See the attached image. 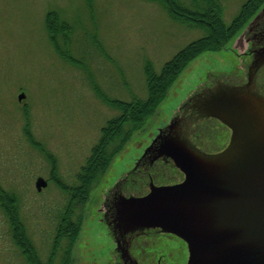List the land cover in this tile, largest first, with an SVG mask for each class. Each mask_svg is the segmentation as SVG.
I'll return each mask as SVG.
<instances>
[{
    "label": "rangeland",
    "instance_id": "obj_1",
    "mask_svg": "<svg viewBox=\"0 0 264 264\" xmlns=\"http://www.w3.org/2000/svg\"><path fill=\"white\" fill-rule=\"evenodd\" d=\"M263 1L220 0L225 22L239 17L235 28H240L243 12L258 9L244 30L263 11ZM177 3L191 4L190 0ZM170 8L164 0H0V188L16 193L23 238L31 242L24 246L15 241L13 227L19 228V219H7L0 208V264H31L26 251L37 253L44 263L63 262L62 251L48 260L57 232V206L68 197L65 191H70L94 146L119 126L126 145L113 149L101 186L97 181L87 190L83 223L71 249L72 264H114L115 251L98 223L103 195L131 169L135 157L208 78V72L231 74L248 50L234 47L240 31L223 50L200 54L173 85L166 83L142 125L124 127L127 104L150 102L148 77H161L168 62L203 36L199 27L178 18ZM194 8L186 10L188 18L195 14ZM213 10L209 6L204 12ZM57 21L74 28L69 50L64 39L68 27L59 34L61 53L54 29ZM89 68L96 77L91 82ZM22 92L27 97L20 102ZM56 174L63 181H57ZM40 177L48 180L41 192L36 186ZM80 223L75 221V228Z\"/></svg>",
    "mask_w": 264,
    "mask_h": 264
},
{
    "label": "water",
    "instance_id": "obj_2",
    "mask_svg": "<svg viewBox=\"0 0 264 264\" xmlns=\"http://www.w3.org/2000/svg\"><path fill=\"white\" fill-rule=\"evenodd\" d=\"M247 32L235 44L236 50L248 49L246 41L252 35ZM245 58L229 75L208 72L190 93L223 86L202 102V108L231 127L229 147L209 155L186 142L168 144L166 151L186 174L185 182L155 187L145 197L122 200L118 207L126 229L159 227L183 238L190 250L188 264H264V97L247 87L226 86L245 81ZM259 80L263 82L260 75ZM23 98L20 95V101ZM47 184L38 179V190Z\"/></svg>",
    "mask_w": 264,
    "mask_h": 264
},
{
    "label": "trees",
    "instance_id": "obj_3",
    "mask_svg": "<svg viewBox=\"0 0 264 264\" xmlns=\"http://www.w3.org/2000/svg\"><path fill=\"white\" fill-rule=\"evenodd\" d=\"M168 4H170V7L173 9L171 10L175 16H177L180 19H184L190 24L191 26H197L202 30L203 36H201L196 41L192 42L187 46V48L183 49L176 57L168 62L164 68H163V74L161 77H155L154 75H151L148 77V86H149V99L150 101L147 104L140 103V105L133 106V104L130 103L127 104V110L125 113V120L123 121L124 127H126L129 124H143L144 123V116H146V111L149 110L152 101L156 98H160L161 95L164 92V89L166 86V83H169V86L176 80L178 77L177 75L180 74V72L189 64L190 61L198 57L200 54L207 52V51H219L221 50L226 44L231 42L233 38L240 33V31L243 30V28L247 25V23L256 15V13L259 11L258 9H254L252 11H248L246 14H242L245 17L243 25L239 28H235V25L237 22L240 21V18L234 17L233 21L228 24L225 22V19L222 15L221 10V2L220 0H204L205 3L202 2V0H190L191 4L188 5H182L180 6L177 3V0H164ZM255 1V0H252ZM264 4V1L262 2ZM190 6V7H189ZM195 6V8L193 7ZM209 6L213 7V13L204 12ZM246 6V5H245ZM249 5H247L248 7ZM169 8V7H168ZM170 8V9H171ZM194 8L195 14L190 15V19L187 17L189 16L188 12L186 10H192ZM216 11V12H214ZM241 14V13H240ZM242 16V17H243ZM241 17V19H242ZM191 22L194 21L195 25H193ZM203 19L202 21L200 19ZM66 21H57V27L55 26L54 29L57 30V52L61 53L62 48L60 46V35L62 30H65L68 26H64ZM68 37L65 35V43L69 45V47L65 50H69L73 43V33L74 28L71 26L68 27ZM237 29V30H236ZM67 34V33H66ZM208 48V49H207ZM205 49V50H203ZM202 50V51H201ZM83 63V62H82ZM84 64V63H83ZM85 65V64H84ZM87 67V66H86ZM89 72L91 73V78L89 81L96 79L95 75L91 72V69L89 68ZM88 82V80H87ZM98 89V87H97ZM155 99V100H156ZM116 101V100H114ZM132 105V106H131ZM29 112V111H28ZM27 119L30 121V116L27 113ZM143 118V119H142ZM119 122V121H118ZM116 122V123H118ZM119 126H117L116 129H114L111 133L105 134L103 137V140L94 146V150L92 155L88 158L87 163L83 165V170L77 174L75 177V183L71 184L70 191L67 192L68 197L65 200H62L59 206H57V232L54 237V244H53V251H51L49 259H56V257L59 255V252H63V262L61 264H69L71 262V249L74 246V243L76 241V238H74V235H79V232L81 230L82 225V210L84 205H86V192L91 187V184H94L98 181V184L100 183V177L102 178L104 176V169H106V164L109 161V157L112 156V151L116 147V145L123 144L126 145V139L125 134L120 133ZM131 127V126H130ZM106 127L105 129H107ZM105 131V130H104ZM116 131V135H115ZM124 135V136H123ZM123 146V147H124ZM111 162V161H110ZM110 164V163H109ZM103 174V175H102ZM102 175V176H101ZM54 178L57 181H63V179H60L58 174L54 176ZM100 179V180H99ZM77 200V202H76ZM0 208L4 210L5 215L7 219H19V228L16 229V226L14 225V239L15 241H18L20 244L23 243L25 246V242H30L26 240V238H23L24 228L21 225V214L19 212V199L16 195V193H10L7 191H3L0 188ZM76 202V204H75ZM16 211H15V210ZM14 211V212H13ZM81 212V213H80ZM75 221H81L79 228H75L77 224H75ZM74 226V227H73ZM31 243V242H30ZM26 253H29V257L31 258L29 262L31 264H49V261L47 263H44L43 260L37 256V253H33L31 251H26ZM33 255V256H32Z\"/></svg>",
    "mask_w": 264,
    "mask_h": 264
},
{
    "label": "flooded vegetation",
    "instance_id": "obj_4",
    "mask_svg": "<svg viewBox=\"0 0 264 264\" xmlns=\"http://www.w3.org/2000/svg\"><path fill=\"white\" fill-rule=\"evenodd\" d=\"M188 114L176 115L172 127L186 121ZM197 122L202 123L196 137L198 143L211 152L219 151L229 139L228 128L211 118ZM151 149L136 160L133 173L120 177L104 198L99 221L109 231L106 235L113 244L112 251H117L116 264H185L186 261L187 247L183 242L176 243L179 241L175 236L160 229L127 233L118 224L117 209L123 195H138L155 184L183 181L184 175L173 167V161L169 157L160 156L155 148ZM127 190L133 193L127 194ZM135 192L137 193L134 194ZM172 251H182V254L180 256V253H177L174 258Z\"/></svg>",
    "mask_w": 264,
    "mask_h": 264
}]
</instances>
